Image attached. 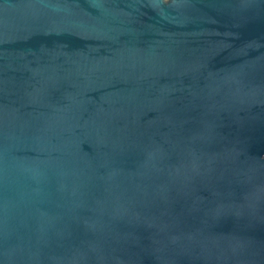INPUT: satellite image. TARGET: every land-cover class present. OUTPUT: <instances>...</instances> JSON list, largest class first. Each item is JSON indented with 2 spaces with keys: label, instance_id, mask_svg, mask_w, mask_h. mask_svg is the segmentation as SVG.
Here are the masks:
<instances>
[{
  "label": "water",
  "instance_id": "1",
  "mask_svg": "<svg viewBox=\"0 0 264 264\" xmlns=\"http://www.w3.org/2000/svg\"><path fill=\"white\" fill-rule=\"evenodd\" d=\"M0 264H264V0H0Z\"/></svg>",
  "mask_w": 264,
  "mask_h": 264
}]
</instances>
